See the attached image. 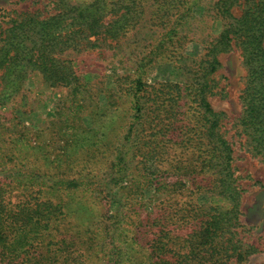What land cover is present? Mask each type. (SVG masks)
Returning <instances> with one entry per match:
<instances>
[{
    "label": "trees",
    "instance_id": "1",
    "mask_svg": "<svg viewBox=\"0 0 264 264\" xmlns=\"http://www.w3.org/2000/svg\"><path fill=\"white\" fill-rule=\"evenodd\" d=\"M204 2L52 0L48 14L1 13L0 108L33 71L68 90L54 138L0 118V264H232L257 250L240 236L235 143L210 96L219 55L238 49L247 79L234 141L264 162V0H211L201 23L219 20L221 30L209 39L195 15ZM146 22L163 37L123 48L130 71L115 88L94 91L63 57L117 49ZM194 41L199 56L189 53ZM168 62L186 81L149 83ZM148 191L161 198L152 212Z\"/></svg>",
    "mask_w": 264,
    "mask_h": 264
},
{
    "label": "rangeland",
    "instance_id": "2",
    "mask_svg": "<svg viewBox=\"0 0 264 264\" xmlns=\"http://www.w3.org/2000/svg\"><path fill=\"white\" fill-rule=\"evenodd\" d=\"M69 1L71 3L80 2V0ZM210 1L205 0L195 10V15L198 17L200 24H202L201 20H204L207 16L206 9ZM38 8L44 14L56 11L53 9L52 0H0V15L5 9L21 12L36 11ZM234 11L236 15L241 14V8L239 7L235 8ZM220 30L221 22L216 20L210 25L207 23L202 24L199 35L209 39L211 35L219 33ZM161 37H163V30L158 29L154 32L152 26L146 22L144 25L130 30L119 41L117 49L110 46L103 49L99 47L82 52H68L63 57L72 61L75 70L84 77L83 79L97 85L93 90L98 92L102 87L115 88L117 79L130 71L126 70V66L123 65L121 60L124 53L123 48L130 47L131 49V47H137L138 41L152 38L157 41ZM140 44L142 45L141 42ZM119 47H121L120 50ZM201 49V45L194 41L190 44L189 53L191 56H199ZM219 58L221 67L216 73L218 80L217 93L211 95L210 100L216 110L226 114L225 127L227 135L235 143L236 160L234 165L238 168L237 173L242 177L240 183L244 188L240 218L245 226L240 236L244 242L254 244L257 249L252 250L253 253L247 262H234L232 264H264V162L234 141L238 139L234 123L242 111L240 95L246 86L247 68L243 64L238 49L222 53ZM168 80L185 82L186 76L182 70L175 68L171 62L159 64L147 76L149 83ZM67 90L68 88L64 86H53L47 83L38 71H33L22 91L8 101L7 104L1 106V122L3 125L9 126L12 120L14 122L20 120L37 129L47 127L41 140L46 141L47 138H54L58 134L60 125L58 120L56 122L55 119L58 118V111L65 103ZM104 95V93L99 94L101 97ZM102 103H105L104 97H102ZM6 137L4 136V139ZM199 200L206 201L208 196L203 194ZM159 201H161V198L155 197L150 191L146 192L145 211H155V205Z\"/></svg>",
    "mask_w": 264,
    "mask_h": 264
}]
</instances>
